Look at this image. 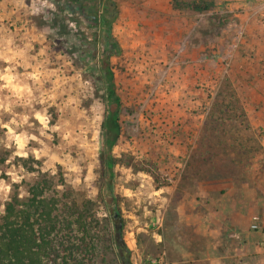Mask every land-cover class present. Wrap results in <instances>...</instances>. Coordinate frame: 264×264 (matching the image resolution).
<instances>
[{"label": "rangeland", "instance_id": "rangeland-1", "mask_svg": "<svg viewBox=\"0 0 264 264\" xmlns=\"http://www.w3.org/2000/svg\"><path fill=\"white\" fill-rule=\"evenodd\" d=\"M110 1L109 179L93 15ZM208 1L0 0V211L40 183L98 238L120 229L131 264H264V3Z\"/></svg>", "mask_w": 264, "mask_h": 264}, {"label": "trees", "instance_id": "trees-1", "mask_svg": "<svg viewBox=\"0 0 264 264\" xmlns=\"http://www.w3.org/2000/svg\"><path fill=\"white\" fill-rule=\"evenodd\" d=\"M170 4L174 10L192 17L213 10V3L208 0H171ZM109 6L110 11L101 14L95 11L93 21L99 31L105 32L100 51L103 59L100 78L104 84L106 116L102 122L100 156L110 179L113 167L110 147L114 142L111 135L118 133L119 99L115 94L113 74L108 68L109 57L115 53L108 42L115 15L113 2L110 1ZM59 13L57 16L62 15ZM39 184L30 187L25 201L11 196L0 211V264H102L100 260L105 258L113 264H131L120 229L112 230L111 223V232L98 238L90 232L89 217L80 214L76 208L58 205L53 199L56 191ZM107 190L110 194V184ZM109 209L115 216L114 203ZM111 218L114 222V217ZM100 243L104 246L100 247Z\"/></svg>", "mask_w": 264, "mask_h": 264}, {"label": "crops", "instance_id": "crops-1", "mask_svg": "<svg viewBox=\"0 0 264 264\" xmlns=\"http://www.w3.org/2000/svg\"><path fill=\"white\" fill-rule=\"evenodd\" d=\"M170 2H171V0H158V3L155 4V5H156V7H157L158 9L163 10V12H164L165 9L168 10V11H170V10H172V11H177V10H174V9L171 7ZM179 12H180V11H179Z\"/></svg>", "mask_w": 264, "mask_h": 264}, {"label": "built area", "instance_id": "built-area-1", "mask_svg": "<svg viewBox=\"0 0 264 264\" xmlns=\"http://www.w3.org/2000/svg\"><path fill=\"white\" fill-rule=\"evenodd\" d=\"M263 3H264V0H263ZM252 228L254 229L255 227L253 226Z\"/></svg>", "mask_w": 264, "mask_h": 264}]
</instances>
